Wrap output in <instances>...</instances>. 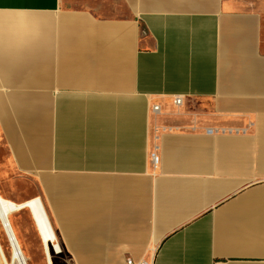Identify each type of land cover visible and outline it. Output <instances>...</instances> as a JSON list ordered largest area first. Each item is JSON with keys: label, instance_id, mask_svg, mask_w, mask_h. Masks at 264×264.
Returning <instances> with one entry per match:
<instances>
[{"label": "crops", "instance_id": "0c3cea01", "mask_svg": "<svg viewBox=\"0 0 264 264\" xmlns=\"http://www.w3.org/2000/svg\"><path fill=\"white\" fill-rule=\"evenodd\" d=\"M0 195L27 264H264V0H0Z\"/></svg>", "mask_w": 264, "mask_h": 264}, {"label": "bare ground", "instance_id": "6f19581e", "mask_svg": "<svg viewBox=\"0 0 264 264\" xmlns=\"http://www.w3.org/2000/svg\"><path fill=\"white\" fill-rule=\"evenodd\" d=\"M33 204H35V202H33ZM18 208L19 205H16L11 202V200L0 195V230L2 229L4 231L11 250L10 256L7 257L0 241V264H27L24 254L20 250L16 239H14L11 233L13 231L10 215Z\"/></svg>", "mask_w": 264, "mask_h": 264}, {"label": "built area", "instance_id": "2783aa9c", "mask_svg": "<svg viewBox=\"0 0 264 264\" xmlns=\"http://www.w3.org/2000/svg\"><path fill=\"white\" fill-rule=\"evenodd\" d=\"M180 102H181L180 97H175V98H174V103H175V104H179ZM152 109H153L154 111H158V110H159V108H158L157 105H154V106L152 107ZM152 159H153V160L155 159V156H154V155H152ZM123 264H148V262H147L146 260H143V259H140V260L135 261V260H133L132 258L128 257V258L125 259V261H124Z\"/></svg>", "mask_w": 264, "mask_h": 264}, {"label": "rangeland", "instance_id": "374dc122", "mask_svg": "<svg viewBox=\"0 0 264 264\" xmlns=\"http://www.w3.org/2000/svg\"><path fill=\"white\" fill-rule=\"evenodd\" d=\"M0 241H1V246L5 250L6 256L9 257L11 254V250H10L9 243L6 239L5 233L2 229L0 230Z\"/></svg>", "mask_w": 264, "mask_h": 264}]
</instances>
